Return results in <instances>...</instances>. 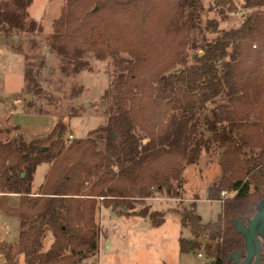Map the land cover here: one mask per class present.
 <instances>
[{"label": "trees", "instance_id": "obj_1", "mask_svg": "<svg viewBox=\"0 0 264 264\" xmlns=\"http://www.w3.org/2000/svg\"><path fill=\"white\" fill-rule=\"evenodd\" d=\"M32 2L0 1V30L6 35L35 30L37 21L28 11ZM215 6L222 19L240 7L256 9L229 29L209 21L206 29L217 36L203 35L198 46L203 54L197 52L194 63L186 65L182 53L190 30L202 21L200 0L66 1L50 36L52 51L82 68L90 66L82 49L67 47L71 43L112 56L125 51L131 62L103 94L107 121L95 137L67 143L53 131L29 141L21 135L0 140V194L20 195L17 207L0 206L16 214L22 227L16 243L0 244L1 264H20V257L25 264H77L97 255L103 232L98 209L130 208L135 191L143 188L175 193L181 158L195 163L210 141L223 149L222 175L207 193L221 202V211L215 221H204L195 205L183 207L180 249L204 244L208 264H235L230 259L235 251L246 258L245 237L235 220L248 225L264 197V124L251 119L264 105V0H215ZM27 64L28 92L46 97L44 58ZM208 100L217 101V107L204 116L208 135L198 136L195 113ZM37 112L43 113L42 106ZM97 139L104 149L97 148ZM43 163L50 166L36 193L32 182ZM140 215L148 216L144 210ZM149 217L156 226L164 221H155V213ZM184 229L192 239L183 236ZM48 231L53 241L45 249ZM259 243L264 264L261 236Z\"/></svg>", "mask_w": 264, "mask_h": 264}, {"label": "rangeland", "instance_id": "obj_2", "mask_svg": "<svg viewBox=\"0 0 264 264\" xmlns=\"http://www.w3.org/2000/svg\"><path fill=\"white\" fill-rule=\"evenodd\" d=\"M66 1L33 0L28 8L30 16L38 24L33 31L15 30L6 35L4 30H0V130H8L0 132V140L21 135L29 141L58 131L69 143L75 138L95 137L94 131L107 121V104L103 101V94L114 78L126 74L131 58L125 51H118L112 56L105 50L92 51L89 46L71 43L67 47L72 51L77 47L82 49V59L90 66L82 68L75 67L73 62L62 59L52 51L50 36L54 33L55 21L61 16ZM200 1L204 7L202 21L198 22V27L190 30L189 41L182 53L186 65L194 63L197 52L203 54V50L198 48L203 35L207 39L217 36V32L206 29L209 21L215 20L220 30L229 29L238 26L244 14L256 9L240 7L237 12L229 13L228 17L222 19L215 0ZM99 52L103 53V58H99ZM41 58H44L41 85L46 96L43 98L29 93L25 80L27 63L38 62ZM29 101H33V104ZM204 104L202 111H196L195 121H198L196 135L202 136L206 132V137L204 116L211 115L217 101L208 100ZM40 106L43 113L37 112ZM251 119L264 124V105ZM97 141V148L104 149V143ZM222 154L223 149L218 143L210 141L207 146H202L195 163H189L186 157H182L184 168L181 182L173 180L175 186L179 184L175 193H169L167 189L157 191L143 188L135 191L130 199V208L124 206L114 212L111 208L100 207L97 221L103 232L97 255L82 258L77 264H208L210 259L205 257L204 244L198 249L181 251L179 212L183 207L195 205L204 221L217 219L221 202L208 199L207 193L222 175ZM49 166L50 163H43L37 168L32 182L33 192L37 193L46 180ZM1 195L0 203L5 206L19 205V194ZM142 210L148 216L140 215ZM151 213H155V221L164 218L163 223L154 225V220L149 217ZM21 228L17 215L0 206V244L5 241L16 243ZM191 234L187 229L183 230L185 238L192 239ZM52 241V234L48 231L45 249L51 246ZM199 252L203 253V257L198 256ZM4 261L0 251V264ZM20 264H25L23 257H20Z\"/></svg>", "mask_w": 264, "mask_h": 264}, {"label": "water", "instance_id": "obj_3", "mask_svg": "<svg viewBox=\"0 0 264 264\" xmlns=\"http://www.w3.org/2000/svg\"><path fill=\"white\" fill-rule=\"evenodd\" d=\"M61 135V132H59ZM236 230L245 237L247 256L241 260L238 252H233L230 259L235 264H261V248L259 236L264 238V197L259 206V211L250 219L248 225L235 220Z\"/></svg>", "mask_w": 264, "mask_h": 264}, {"label": "built area", "instance_id": "obj_4", "mask_svg": "<svg viewBox=\"0 0 264 264\" xmlns=\"http://www.w3.org/2000/svg\"><path fill=\"white\" fill-rule=\"evenodd\" d=\"M227 194H228L227 191H223V192H222V196H223V197L226 196ZM198 256H199V257H203V253H202V252H199V253H198Z\"/></svg>", "mask_w": 264, "mask_h": 264}]
</instances>
